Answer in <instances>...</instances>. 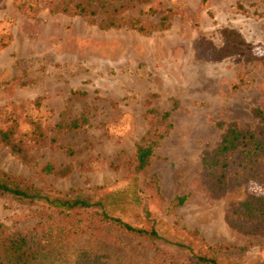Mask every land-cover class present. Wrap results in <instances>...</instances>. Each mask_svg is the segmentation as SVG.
Here are the masks:
<instances>
[{"label":"rangeland","instance_id":"374dc122","mask_svg":"<svg viewBox=\"0 0 264 264\" xmlns=\"http://www.w3.org/2000/svg\"><path fill=\"white\" fill-rule=\"evenodd\" d=\"M17 1L0 2V30L13 35L0 50V122L14 105L77 154L56 145L32 146L35 165L0 144V169L61 191L103 186L111 213L159 232L156 244L121 234L122 246H104L118 264H187L192 253L224 264H264V232L240 230L228 221L245 188L211 197L202 163L230 124L264 137V115L255 114L264 112V0L116 1L118 7L130 2L122 7L126 14L149 24L173 9L166 29L146 33L126 26L103 29L100 17L48 7L28 13ZM149 107L171 111L173 128L148 170L136 176L130 161L149 129ZM83 116V127L56 134V123ZM47 163L74 169L45 175L41 166ZM178 195L187 199L174 206ZM41 211L0 195V222L12 230L39 221ZM92 244L84 233L74 248ZM214 244L224 248L210 249Z\"/></svg>","mask_w":264,"mask_h":264},{"label":"trees","instance_id":"16d2710c","mask_svg":"<svg viewBox=\"0 0 264 264\" xmlns=\"http://www.w3.org/2000/svg\"><path fill=\"white\" fill-rule=\"evenodd\" d=\"M120 0H18L20 9L33 13L48 7L52 12L69 15L100 17L98 25L103 29L128 27L140 32H149L154 27L166 29L173 9L166 8L156 24H149L136 15H127L130 2L117 6ZM145 2L148 0H140ZM1 2V0H0ZM157 13L156 10H149ZM13 40L12 33L0 30V50L5 49ZM146 103H151L146 100ZM177 101L173 108H176ZM9 117L0 122V144L28 164H37L31 154L32 146L56 145L70 155L77 152L59 143L57 136H50L41 123L22 115L17 107L8 109ZM255 114L263 117L264 112L256 109ZM149 129L138 141L130 161V172L138 176L146 172L155 156V150L161 141L168 137L173 123L171 111H161L149 107L146 111ZM87 117L73 118L69 122L54 125L57 133L78 130ZM58 135V134H57ZM203 182L211 197H220L245 188L246 197L230 207L229 223L248 232H264V137L257 132L230 124L220 143L204 153ZM82 169H86L83 166ZM74 169L71 165L56 166L47 163L41 166L45 175L65 176ZM154 184L158 181L155 174ZM103 186L93 188H70L61 191L57 188H45L35 185L31 180L16 176L0 169V195L12 197L29 206L39 205L42 217L39 221L22 229L12 230L0 222V264H118L119 258L104 246H122L128 234L156 244L161 238L155 229L137 227L121 216L111 213L107 208V198L102 197ZM253 189V191H251ZM186 195H178L174 206L183 204ZM110 205V204H108ZM88 234L90 246L74 248L75 240L82 234ZM182 247H187L178 243ZM217 252L223 244L209 245ZM164 262H170L167 258ZM187 264H224L212 255L192 253Z\"/></svg>","mask_w":264,"mask_h":264}]
</instances>
